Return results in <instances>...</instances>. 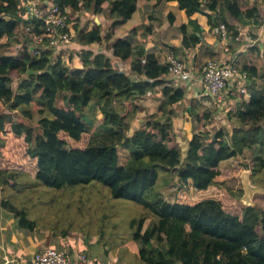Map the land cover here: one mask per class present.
<instances>
[{
    "label": "trees",
    "instance_id": "obj_1",
    "mask_svg": "<svg viewBox=\"0 0 264 264\" xmlns=\"http://www.w3.org/2000/svg\"><path fill=\"white\" fill-rule=\"evenodd\" d=\"M25 1L32 0H0V101L29 118L33 115L29 107L36 102L43 116L37 132L22 121L7 118L6 113L0 115V186L18 188L20 175L64 192L100 183L113 199L144 206L145 212L130 221L131 236L141 244L138 254L144 264H264V210L239 206L237 197L220 186L242 171L240 165L226 169L221 163L249 150L252 183L262 180L264 187V93L253 92L249 102L238 105L239 126L194 133L182 158L179 146L170 145L175 139L172 107L184 98L182 87L166 85L158 106L162 114L149 116L129 135L131 116L139 106L133 104L129 110L126 104L143 98L163 82L168 71L158 56L134 51L128 38L115 39L111 48L123 61L136 55L131 73L116 68L113 59L102 52L83 50L81 68L68 65L54 47L34 54L36 38L46 34L47 44L49 35L42 20L28 13ZM51 1L69 13V21L72 13L81 10L104 13L103 4L109 1L113 21L107 38L137 9V0ZM173 1L189 17L187 24L178 27L188 53L204 37V30L192 18L195 13L207 16L219 40L220 25L225 24L231 41L239 38L240 31L229 18L245 21L259 13L256 5H241L238 0ZM74 28V39L82 45L104 39L100 25L85 31L77 22ZM14 44L21 49L6 53ZM170 49L182 56L179 48ZM244 70L264 78V64L261 70L245 64ZM13 78H18L16 89L11 85ZM190 114L200 128L213 122L212 113L200 100L192 99ZM174 170L178 191L170 202L163 189L172 182ZM148 211L156 219L145 228ZM17 215L23 227H36L25 210L17 208Z\"/></svg>",
    "mask_w": 264,
    "mask_h": 264
},
{
    "label": "crops",
    "instance_id": "obj_2",
    "mask_svg": "<svg viewBox=\"0 0 264 264\" xmlns=\"http://www.w3.org/2000/svg\"><path fill=\"white\" fill-rule=\"evenodd\" d=\"M42 1L53 2L51 0H32L28 2L30 6L33 7L35 3ZM238 1L241 5H256L259 8L258 14L264 10V4H262L263 0ZM221 3H224V0H221ZM136 5L137 9L133 13L132 17L123 24L117 25L113 29V33L109 38L106 37V32L109 31L108 25L113 21L109 14V1H106L103 4L105 12L98 14L95 17L91 14V11L81 10L77 14L80 16V18L82 16V21L79 25L80 29L85 31L89 30L94 26V24L102 26V35L104 36L103 41L88 45H82L78 43L74 39L75 28L73 22H71V41L60 47L57 51H61L63 53V60L74 68L82 67L80 54L83 50H91L95 54L102 52L113 59L116 68L120 69L121 71L131 73V67L133 65L132 63L135 61L136 55L133 57V59L127 61H123L114 56L111 44L115 39L128 38L133 45L134 51L145 50L147 53H154L158 56L161 63H163L166 53L169 50H172L170 49L171 46L179 48V52L182 54L180 57H182V59L191 68L195 78L188 86L182 87L185 91V96L181 101H179L178 104L172 107L175 113V116L173 117V128H175V134L179 133L178 135L181 136L184 132L188 135L187 144L183 146V148L180 139L177 140L178 143L176 144L183 153L182 158H185L188 149V143L193 134L200 130H210L208 127L198 128V126H196L197 124L190 114L192 99L200 100L202 104H204L206 108L212 113L214 118V113L211 109V98L203 92L201 82L199 81L205 62L209 58L215 56V54H221L220 56L222 57L224 55H227L228 57L234 55H238L240 57L246 56L248 59L244 65L248 64L249 67L253 68L256 66L261 70L262 66H260V58L264 60V35L263 33L260 34L262 31V28L260 27L262 23H256L255 20L256 18H259L258 16H256L254 19H245V21L230 19V23L238 28L239 31L241 29V24H245V27H250L251 29L256 30L254 34L255 36H258L257 40H254L255 43L252 42L253 44H249V46L254 45L253 48L245 47L247 44L243 46L242 44H230L232 47V52L229 54L223 51V40H219L214 31L210 29L207 16L202 13H195L192 18L204 30V37L202 42L195 48H192L188 53V50L183 43L184 34L179 31L178 27L182 24H187L189 22V17L185 10L179 8L177 1L137 0ZM220 8L222 7L219 6L218 11H220ZM84 14L91 15V18L88 20V22H84ZM173 19L174 22L171 23ZM258 21L260 22V20ZM133 29L135 30L134 32L132 31ZM252 51L255 52L253 53ZM244 65L242 67L243 70L241 69L242 76H246V73L243 74L245 71ZM247 74V79L244 82H249V84L246 88L241 85L242 82H240V80H242V77L240 80H233V83L230 85V87H233V89L236 91L237 89L235 88L234 84L237 82L239 85H241L240 88L242 91H236L237 94L235 97H231L227 103L220 104L219 107L222 109V111L224 108H226L225 111H228V106L233 105L235 110H232V113H235L240 103H247L250 101L253 92L264 93V78L254 75L249 70ZM167 79L168 75H164V77H162L163 82L156 84L155 88L149 90V92L143 98L138 99L133 103L128 102L126 104L129 110H132L133 104H136L137 107L139 106V109H137L135 115L132 114L133 116H131V128L129 130V135L133 134L136 128L143 125L149 116L156 113H158V116L162 114L161 111H158V107L156 110H154V108L160 104L159 97H164L163 87ZM156 95L158 98H155ZM262 96H264V94H262ZM178 108H181V111H179ZM184 110L185 112H189L186 114V116L181 115ZM98 118L100 121L102 120V114L99 112ZM235 118L237 119H234V121H232L233 123L231 124H233L232 126H239L240 118H238V116ZM227 124L229 123H226V128L229 130L231 126H227ZM178 127L183 128V131L178 132ZM10 188L13 191L11 193L14 194L16 188ZM21 189L23 188L21 187ZM7 191L8 190L6 187L0 186V264H30L31 258L35 251L43 247H55L57 249H63L75 254L78 252H84L87 254L90 264H144L138 254L141 246V244L138 242L133 240L135 244L133 246V250L131 251L126 246L111 247L106 243L100 242L99 238L96 236L92 237L86 245V242L83 240L77 241L75 239L76 237H74L75 234L57 235L56 232L48 231L41 224H38L31 215L29 209L27 207H23L20 202H16L12 197H9L7 195ZM17 208L19 210H25L28 217L36 222V227L34 229L23 227L20 224V217L17 215ZM148 224L145 223V228L148 226ZM153 243L154 245L157 244L155 241H153ZM128 255H132L133 260H131Z\"/></svg>",
    "mask_w": 264,
    "mask_h": 264
},
{
    "label": "rangeland",
    "instance_id": "obj_3",
    "mask_svg": "<svg viewBox=\"0 0 264 264\" xmlns=\"http://www.w3.org/2000/svg\"><path fill=\"white\" fill-rule=\"evenodd\" d=\"M263 1L262 4H264ZM79 12L71 14L70 23L73 22V24L75 25L78 22L80 25L82 16L80 18V16L77 15ZM91 14L94 15V17L97 16V14H93L92 12ZM257 16L259 18L256 19L260 20V23H262V25L260 26L262 28L260 34L263 33L264 35V10L260 14H257ZM83 17L84 22H88V20L91 18V15L84 14ZM221 25H223V23H221ZM225 29L226 28L224 27V30ZM250 29V27H245V24H241L240 36L238 39H232L231 45L236 44V42L238 41L239 45L242 44L243 46L247 44V46L245 47L253 48L254 46L249 47V44L252 42L255 43L252 35L255 36L254 32H256V30ZM20 49V44H14L10 49L6 50V53L16 54ZM228 52H232V49L229 48ZM252 52L254 53L255 51ZM216 55L219 54H215V56ZM247 59L248 58L246 56H234L235 64L239 68L240 72L241 69L243 70L242 67ZM260 63V66H262L264 63V60H262L261 58ZM247 72L248 71L245 70L243 74L246 73V76H242V80L239 79L240 82H242L241 85L245 88L249 84V82H244L248 76ZM168 82L169 81L167 79L164 87L166 85L169 86ZM11 85L14 89H16L18 85V78H13ZM234 85L237 89L236 91H242L241 89H239L241 85H239L237 82ZM155 98H158L157 95L155 96ZM162 98L164 99V97H159V103H161V101L163 100ZM210 101L212 102L211 109L214 113V118L213 122L210 123L207 127L211 130V132H213L220 127L226 128V123L228 122L229 124H227V126H231L229 128V130H231L233 125L231 124L233 123L232 121H234V119H237L235 118V113H232V110H235V107L233 105H229L228 111H225L226 108H224V110L222 111V109L219 107L221 102L214 100L213 98H211ZM60 103H63V101L60 100ZM40 107L41 104L34 102L29 107L33 112L32 118H29L28 116L23 114L21 110H10L8 108H5L0 101V115L6 113L7 118L13 119L15 121H22L29 126H32L38 132L40 131L38 121L43 116L38 112ZM157 107L158 105L154 108V110H156ZM181 108H178V110L181 111ZM188 113L189 112H185L184 110L181 115L186 116V114ZM196 126H198V128L200 127V125ZM177 131H183V128L178 127ZM172 132L175 135V139L174 141H171L170 145L173 146L174 143L177 144V140L180 139L183 148V146L187 144L188 135L184 132L181 136L178 135L179 133L175 134V128H173ZM68 146H70V144ZM252 158L253 155L251 151L246 150L244 155L240 156L239 158L235 157L221 163L223 168L226 169L232 168L236 165H240L242 168V171L238 178L220 182L221 187L229 190L237 197V204L239 206L247 205L242 200L245 196L246 191L244 189V182L241 178V175L244 170H251ZM245 164H248V167H246ZM172 173V182L167 186L166 189H163L164 197L167 201L171 202L175 200V196L178 191L177 171L174 170ZM19 179L20 186L16 188L15 193H11L13 191L9 187L7 188V195L9 197H12L16 202H20L23 207H27L37 223L41 224L48 231H54L57 235L75 234V239L77 241L83 240L84 242H86V245L92 237L96 236L99 238L100 242L106 243L111 247L126 246L131 251L133 250V246L135 243L133 242L131 236L130 221L133 218L140 217L145 212L146 209L144 208V206L136 204L132 201L113 199L109 193V189L100 183H93L88 186H78L72 188L67 192H64L44 187L42 185L39 186L38 184H36V182H34V180L30 179L26 175H20ZM261 181L262 180H258L257 182L253 181L252 183L251 180V184L253 186V189L255 190L252 191L251 198H248L247 201L251 202L254 205L253 208L264 210V187ZM21 187L23 189H21ZM147 216V224L151 220L156 219V215L150 211H148ZM128 257L133 260L132 255H128Z\"/></svg>",
    "mask_w": 264,
    "mask_h": 264
},
{
    "label": "built area",
    "instance_id": "obj_4",
    "mask_svg": "<svg viewBox=\"0 0 264 264\" xmlns=\"http://www.w3.org/2000/svg\"><path fill=\"white\" fill-rule=\"evenodd\" d=\"M40 4V5H38ZM34 16L42 20L48 43H45V35L36 38L32 47L34 54H39L42 49L54 47L55 52L63 45L71 41L69 13L62 12L61 7L55 2H39L32 7ZM224 27L226 28L224 30ZM223 40V51L229 53L231 38L225 24L220 26ZM226 40V41H225ZM58 52V51H57ZM220 55V54H219ZM213 56L209 58L200 74V82L203 92L223 103H227L237 92L230 87L233 80L240 79L242 73L236 66L234 56ZM163 64L167 67L169 86L185 87L193 82L194 73L188 64L180 58L173 50H169L164 58ZM177 81V82H176ZM241 89V88H240ZM30 264H90L87 254L84 252L70 253L63 249L54 247H43L33 254Z\"/></svg>",
    "mask_w": 264,
    "mask_h": 264
},
{
    "label": "water",
    "instance_id": "obj_5",
    "mask_svg": "<svg viewBox=\"0 0 264 264\" xmlns=\"http://www.w3.org/2000/svg\"><path fill=\"white\" fill-rule=\"evenodd\" d=\"M25 7L27 8L28 13L31 16H34L33 11H32V7L30 6L28 1H25ZM241 178L244 182V189L246 191L245 196L242 200L245 202V204H247L246 206H254L251 202L247 201L248 198H251L252 191L255 190V189H253V186H252L251 180H250L251 179V170H244L242 172Z\"/></svg>",
    "mask_w": 264,
    "mask_h": 264
}]
</instances>
